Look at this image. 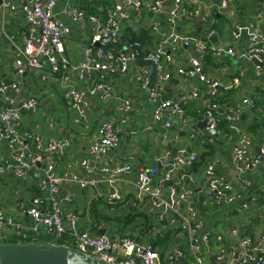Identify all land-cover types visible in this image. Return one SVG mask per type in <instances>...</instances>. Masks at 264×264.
Here are the masks:
<instances>
[{
	"label": "crops",
	"instance_id": "obj_1",
	"mask_svg": "<svg viewBox=\"0 0 264 264\" xmlns=\"http://www.w3.org/2000/svg\"><path fill=\"white\" fill-rule=\"evenodd\" d=\"M163 1V12L152 14L126 3V0H57L53 12L69 29L63 39L67 64L62 71L69 76L66 82L60 77V72L51 73L48 70L16 74L14 61L25 42L28 24L20 0H3L0 4V83H17V90L7 91V95L14 99V105L28 97L36 100L35 111L20 110L18 129L23 136L27 132H36L45 139H66L69 142L63 154L53 156V171L58 175L74 172L82 180H94L93 184L83 188L74 184L59 185L58 206L64 214L75 215V229L95 235L96 230L107 227L114 235L128 236L138 241L152 240V243L157 239L155 236H159L160 245L155 247L160 254L159 264L197 263L187 250L185 232L173 229L180 224L179 216L173 211H166V217L158 223L160 231L151 238L142 232L146 221L156 223L161 210L148 197L142 201L136 199L137 173L151 170L156 180L165 171V166L157 159L166 152L172 158L174 156L170 150L173 148L177 155L181 150L186 154L190 150L199 157L205 150L208 151L207 141L213 140V154L207 165L191 167L193 181L182 178V171L178 170L170 183L176 184L179 190L191 191L176 210L182 215L187 206L195 209L200 222L196 234L207 236L206 241L201 239L203 249L199 254L203 264H239L242 253L245 250L252 251L250 246H240V238L248 236L254 243L264 238V161L238 172L233 161V146L237 141L235 130L224 123L219 126L218 136H206L203 121L205 102L211 99L210 88L196 76L180 74L178 69L188 67L195 59L204 74L221 82L220 89H223L230 78H239L238 84L218 92L219 101V98L224 99L226 92L233 90L230 97L218 102V107L226 112L244 97L255 100L253 109L260 114L255 115L252 110H245L236 125L249 138L244 160L249 162L256 157L262 132L258 130L253 134L248 127L254 118L264 115V87L255 73L256 64L253 61L228 55L224 50L233 47L239 51L247 46L250 31L248 22L252 21L257 12H264V0H227V12L220 9L222 0H183L184 13L177 18L175 31L181 35L197 37L206 46L204 52L182 44L174 48L164 45V40L170 33L165 13L173 0ZM65 4L84 9L86 14L97 16L99 22L93 23L89 19L73 21L70 16L61 12ZM115 5L123 6L126 13V17L120 20L119 35L133 41L137 37L134 29L143 27L145 36L151 38V41L145 42L142 47L149 46L151 52L163 45L164 53L171 57L165 67L168 79L162 83L161 98L178 102L183 113L182 117H169L168 128L152 118L155 103L149 99V91L142 89L134 78L145 66L131 63V60L125 72H106L103 81L111 87V97L104 96L100 91L89 93V87L98 79L97 71L91 75H80L78 70H74L75 66L83 63L86 48H97L95 37L101 32L106 12ZM237 29L238 36L234 37L232 32ZM259 29L264 33V27L259 26ZM119 43L123 47L118 38L114 50L119 49ZM70 87L80 92L87 104L84 116L78 114L63 97L65 90ZM0 100L6 103L2 96ZM125 100L130 104L129 109L123 106ZM105 121L113 123L119 139L108 154L98 158L91 155L90 147L98 140L99 127ZM191 134H195V137L192 138ZM83 159L89 160L92 173L81 167ZM13 163L11 148L5 140L0 139V167L4 168L0 172V211L20 226L2 228L0 244L36 242L70 246V232L64 234L63 240L58 241L59 244L52 242L51 239H55L44 232H40L35 239H27L29 241L21 239L20 235L29 227L26 212L32 200L40 198V208L44 212L50 211L51 206L47 190H42L39 186L44 180L46 161L42 160L31 166L23 178L14 174ZM113 165H129L130 169L119 174L102 171L103 167ZM209 165L230 183L232 193L236 195L233 203L216 204L205 194L204 168ZM114 192L120 194L121 199L116 203H109L107 198ZM162 192L166 196L167 187ZM243 203L247 205L245 208ZM107 206L111 209L115 207V211L121 216L132 212L136 217L125 227L111 220L105 221L104 217L109 213ZM170 217H175V224L168 223L167 218ZM233 229L237 232L232 233ZM12 239L14 242H8ZM177 248L182 250L183 256L169 263L165 256Z\"/></svg>",
	"mask_w": 264,
	"mask_h": 264
},
{
	"label": "built area",
	"instance_id": "obj_2",
	"mask_svg": "<svg viewBox=\"0 0 264 264\" xmlns=\"http://www.w3.org/2000/svg\"><path fill=\"white\" fill-rule=\"evenodd\" d=\"M194 2V0H187ZM21 8L24 13L26 23L28 24V33L23 46L19 49L17 57L14 61L16 74L22 75L27 71H45L51 73L60 72V77L64 81H68L69 76L62 70L67 64L64 58V43L62 37L69 31L68 27L56 18L53 10L57 4V0H20ZM183 0H173L169 9L165 13V22L170 29L169 35L164 40V45L174 48L178 44L185 47H193L198 51L204 52L206 46L195 36H185L175 31L177 18L184 13ZM126 3L132 4L136 8L144 9L152 14H160L164 9L163 0H126ZM221 11L227 12L229 2L222 0L219 4ZM205 10V9H204ZM64 15H68L73 21H82L89 19L93 23H98L99 18L93 14H86L84 9L72 7L68 4L62 6ZM194 12L197 13L195 10ZM126 17L123 6L115 5L106 12V16L102 25L101 32L96 35L95 41L98 46L95 49L86 48L84 50L83 63L74 67L80 75H91L94 71L99 73L98 79L89 87L88 91L94 94L98 91L104 96L111 97V87L104 83V74L125 72L128 63L132 60V54L127 49H105L106 46L117 42L119 38L120 20ZM205 19V17H203ZM264 27V12L259 11L255 14L252 21L248 22L249 41L245 48L236 51L233 47H228L224 51L231 56H236L245 61L256 60L255 73L259 78V82L264 87V33L259 29ZM237 31H233L234 37L238 36ZM163 45L156 47L147 55V59L151 60L157 72V82L152 89H147L148 73L147 68H141L134 78L140 84L142 89L149 91V99L155 103L152 118L157 122H162L164 128L170 126L169 117H182V109L178 102L170 99L161 98L162 83L168 79L165 67L171 60L169 54L164 53ZM73 70V69H71ZM180 74L188 77L196 76L200 81L204 82L211 92V98L218 96L221 82L204 74L201 70L199 62L195 59L191 61L188 67L178 69ZM239 82L238 77L230 78L223 89L232 87ZM9 89L17 90V83H0V96L4 99L9 107L0 110V139L7 142L11 148L14 163L12 169L17 177H25L31 166L45 160L46 165L43 169L44 180L40 183L42 190H47V199L51 206L48 212L42 211L40 198H34L31 206L27 209L29 218V227L22 234L23 237L35 239L40 232L52 236L56 241H61L66 232L72 235L70 246L80 252L90 254L94 257L102 259L108 264H159V252L152 247L150 241H138L128 236H117L108 238L104 235H93L87 231H77L75 229L76 217L72 213L64 214L58 206V188L59 185L74 184L81 188L94 183L93 179L82 180L74 172L56 174L53 171L52 158L65 152L69 142L66 139L43 138L36 132H27L24 136L18 129L20 110H36V100L33 97L20 100L19 106L15 107L14 99L7 95ZM194 95H196L194 93ZM63 97L72 104L74 110L84 116V110L87 107L83 96L76 89L70 87L65 90ZM126 109L130 108L127 100L123 102ZM255 107V100L252 97H244L234 107L226 110H220L218 105L212 104L208 99L205 102L204 120L205 132L210 137H216L220 134L219 120L223 119L230 129H234L237 134V141L233 146V161L238 172H242L251 166L264 161V115L261 116L263 125L261 128L262 141L259 145V153L249 162L244 160L246 147L249 144L247 134L239 128L236 123L242 118L245 110L249 111ZM98 140L90 147V153L95 157H103L114 148L118 142V133L109 121L102 122L98 131ZM165 136V135H163ZM195 137V134H191ZM197 154L184 150L179 155L172 158L166 152L157 160L163 166L165 171L161 177L156 180L153 178L151 170H142L137 173L138 183L136 184V199L142 201L145 197L151 200V203L161 211L157 215V221L147 231L149 234H155L160 231L158 223L166 217V211L171 210L179 216V222L182 230L186 235L187 250L193 255L197 264H203L200 252L202 251V241L207 240V236L196 234L200 222L197 219V213L194 208L187 206L185 213L182 215L176 210L180 204L188 198L191 191L177 188L176 184L170 183L176 172L182 171V178L186 177L193 181L190 172L192 164L196 161ZM169 159V160H168ZM81 167L88 173H92L88 159L80 162ZM204 168V184L205 194L211 198L216 204L233 203L236 195L232 193V187L229 182L225 181L211 165ZM130 169L129 165H113L103 167L102 171L108 174H119ZM4 168L0 167V172ZM167 187V195L164 196L163 188ZM121 196L117 192L108 196L109 203L120 201ZM243 208L247 205L242 204ZM175 218V217H174ZM173 217L167 218L168 223L175 224ZM7 226L20 228L12 218H8L0 211V231ZM236 229L232 233H236ZM27 237V238H28ZM242 247L250 246L252 251L245 250L238 260L239 264H264V238L256 243L252 238L246 236L239 240ZM56 245V244H55ZM183 252L180 248L168 252L165 256L169 263H173L176 258H181ZM220 258V257H219Z\"/></svg>",
	"mask_w": 264,
	"mask_h": 264
},
{
	"label": "water",
	"instance_id": "obj_3",
	"mask_svg": "<svg viewBox=\"0 0 264 264\" xmlns=\"http://www.w3.org/2000/svg\"><path fill=\"white\" fill-rule=\"evenodd\" d=\"M3 0H0V4ZM164 16V14H163ZM198 25V23H197ZM134 31L137 37L133 41H128L121 34L119 38L124 46L132 54L131 63H136L140 66H145L148 73L147 89H152L157 82V72L152 61L147 59L150 53V47H142L145 42L151 41L144 34L143 27H136ZM66 37L64 35L62 40ZM257 63L256 60H254ZM15 107L19 106L17 102ZM9 107L7 103L0 100V108ZM205 125V120L203 121ZM172 155L176 156V149L173 148ZM190 152V150H187ZM138 161V160H137ZM210 167V166H208ZM95 235H104L113 239L114 233L107 227L99 228L95 231ZM0 264H108L102 259L94 257L90 254L80 252L74 247H67L62 245H55L49 243L36 242H14L0 244Z\"/></svg>",
	"mask_w": 264,
	"mask_h": 264
},
{
	"label": "trees",
	"instance_id": "obj_4",
	"mask_svg": "<svg viewBox=\"0 0 264 264\" xmlns=\"http://www.w3.org/2000/svg\"><path fill=\"white\" fill-rule=\"evenodd\" d=\"M106 16V15H105ZM117 42H118V40H117ZM116 42V43H117ZM114 47H115V43L114 44H112V45H109V46H106L105 47V49H114ZM122 48H124V46L122 47H120V43H119V49H122ZM104 77H105V75H104ZM220 90H224V89H220ZM219 90V91H220ZM233 92V90L231 89V90H229L228 92H226V94L224 95V99H227L228 97H230V94ZM218 97H219V95H218ZM218 97L216 96V97H213V98H211L210 99V101L212 102V104H216V105H218V102H223L224 101V99L223 98H219V101H218ZM252 112L255 114V115H259L260 113L259 112H256V110H254V109H252ZM224 123H226L223 119H220L219 120V126H223V124ZM262 125H263V122H262V119H261V117L259 116L258 117V119L257 118H254L252 121H251V124H250V126L248 127V130H250L251 131V133H253V134H255L258 130H261V128H262ZM224 129H226V128H224ZM227 132H230L228 129H227ZM206 136H208V135H206ZM206 138H208V137H206ZM206 148H207V150L208 151H204L202 154H200V156L198 157V155H197V158H196V161L192 164V167H197V166H203V165H207V163H208V159L212 156V154H213V140H209V141H207V143H206ZM209 148H211V149H209ZM218 173V172H217ZM219 174V173H218ZM107 211L109 212V213H107V215L104 217V220L105 221H112V222H115L117 225H119V226H122V227H125V226H127L128 224H130V222L132 221V219L134 218V217H136V214L135 215H133V213L131 212V213H129V214H127V215H125V216H121V215H119L116 211H115V207L113 208V209H111L109 206H107ZM152 224L153 223H151V221H146V224H145V227H144V229H143V233H147V231H148V229L152 226ZM175 227V226H174ZM175 231H183L182 230V227H181V225L178 223L177 224V226L175 227V228H173ZM170 231V229H168V234L167 235H169V232ZM152 235H154V234H149L148 235V238H151V236ZM21 236V239L22 240H27V239H29V237L27 238V237H23L22 235H20ZM159 236H155V238H157L155 241H154V243H152V240H150L151 242H150V244L152 245V247L153 248H155L156 247V245H160V242H161V240H160V238H158ZM27 241H29V240H27ZM164 240H162V242H163ZM8 242H14V240L12 239V240H10V241H8ZM156 249V248H155Z\"/></svg>",
	"mask_w": 264,
	"mask_h": 264
},
{
	"label": "rangeland",
	"instance_id": "obj_5",
	"mask_svg": "<svg viewBox=\"0 0 264 264\" xmlns=\"http://www.w3.org/2000/svg\"><path fill=\"white\" fill-rule=\"evenodd\" d=\"M51 241H52V242H54V243H57V244H59V242H58V241H55V240H53V239H51Z\"/></svg>",
	"mask_w": 264,
	"mask_h": 264
}]
</instances>
